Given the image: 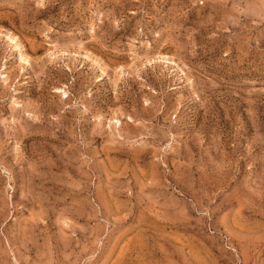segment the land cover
I'll use <instances>...</instances> for the list:
<instances>
[{"label": "rangeland", "instance_id": "obj_1", "mask_svg": "<svg viewBox=\"0 0 264 264\" xmlns=\"http://www.w3.org/2000/svg\"><path fill=\"white\" fill-rule=\"evenodd\" d=\"M0 264H264V0H0Z\"/></svg>", "mask_w": 264, "mask_h": 264}, {"label": "bare ground", "instance_id": "obj_2", "mask_svg": "<svg viewBox=\"0 0 264 264\" xmlns=\"http://www.w3.org/2000/svg\"><path fill=\"white\" fill-rule=\"evenodd\" d=\"M8 38L10 39V41L14 42L15 45L18 47V51H19V54L20 56H23V53H22V50H21V46H19V44L17 43L16 41V37L12 36V35H8ZM20 41V40H19ZM21 42V41H20ZM26 53V52H25ZM23 60V59H22ZM30 64V63H29ZM184 73V72H183Z\"/></svg>", "mask_w": 264, "mask_h": 264}]
</instances>
